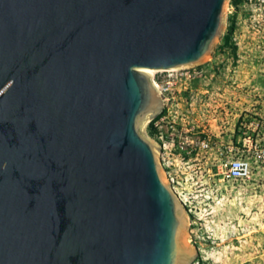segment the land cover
Returning a JSON list of instances; mask_svg holds the SVG:
<instances>
[{
  "label": "water",
  "instance_id": "95a60500",
  "mask_svg": "<svg viewBox=\"0 0 264 264\" xmlns=\"http://www.w3.org/2000/svg\"><path fill=\"white\" fill-rule=\"evenodd\" d=\"M229 1L0 0V264H192L145 70L212 58Z\"/></svg>",
  "mask_w": 264,
  "mask_h": 264
},
{
  "label": "rangeland",
  "instance_id": "374dc122",
  "mask_svg": "<svg viewBox=\"0 0 264 264\" xmlns=\"http://www.w3.org/2000/svg\"><path fill=\"white\" fill-rule=\"evenodd\" d=\"M246 1H229L226 28L212 58L189 72L155 75L167 99L160 115L165 119L145 127L148 138L168 145L160 147L163 171L176 179L195 260L204 264H264V169L246 180L224 182L218 167V146L231 139L233 113L247 107L264 70V47L248 30ZM171 133L175 147L169 145ZM200 139H209L214 150L202 152Z\"/></svg>",
  "mask_w": 264,
  "mask_h": 264
},
{
  "label": "built area",
  "instance_id": "2783aa9c",
  "mask_svg": "<svg viewBox=\"0 0 264 264\" xmlns=\"http://www.w3.org/2000/svg\"><path fill=\"white\" fill-rule=\"evenodd\" d=\"M243 11L245 12L248 30H253L254 34L259 36L264 47V0H247L243 5ZM192 69H194V67L183 70L189 72ZM201 73H203V71ZM154 79L155 78H153V80ZM157 83L159 84L158 81ZM159 86L166 108L167 99L164 97V92L160 84ZM248 99L249 100L246 101L247 107L243 112L236 115L233 113V129L228 145L221 144L218 146V167L223 169L222 175L224 182L246 180L251 177L255 169H264V70L257 80L254 95H250ZM164 119L165 117L159 116L151 120L149 125L155 121L157 122V120L164 121ZM158 124L159 122L156 123V125ZM172 129L174 131V126H172ZM160 139L164 141L165 136H161ZM176 141V135L171 133L169 145L175 147ZM156 143L159 144V142ZM159 146L164 149L168 147L166 142L163 143V146L160 144ZM198 146L202 152H208L215 148L209 139H200ZM165 175L169 184L178 194L177 188L175 187L176 179L172 173L170 171L165 172ZM192 264L204 263L197 259L194 260Z\"/></svg>",
  "mask_w": 264,
  "mask_h": 264
},
{
  "label": "bare ground",
  "instance_id": "6f19581e",
  "mask_svg": "<svg viewBox=\"0 0 264 264\" xmlns=\"http://www.w3.org/2000/svg\"><path fill=\"white\" fill-rule=\"evenodd\" d=\"M174 72L176 71V70H173ZM173 71H168V70H160V71H153V70H145V72L146 73H148L152 78H155V75L157 74V73H159V72H161V73H163V72H173ZM178 71H180V70H177V72ZM153 82H154V84H155V86H156V88L159 90V92H160V94H161V89H160V86H159V84L157 83V81L154 79L153 80ZM151 122V121H150ZM150 122L146 125V127L150 124ZM156 143V142H155ZM164 172V171H163ZM165 174V173H164ZM166 176V175H165ZM179 195V194H178ZM179 198H180V200H181V202L184 204V198H183V196L181 195V197L179 196Z\"/></svg>",
  "mask_w": 264,
  "mask_h": 264
}]
</instances>
